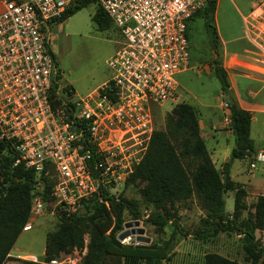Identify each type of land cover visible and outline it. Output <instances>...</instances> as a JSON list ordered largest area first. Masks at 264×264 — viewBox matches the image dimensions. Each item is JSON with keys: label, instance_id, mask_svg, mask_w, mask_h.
Returning <instances> with one entry per match:
<instances>
[{"label": "built area", "instance_id": "1", "mask_svg": "<svg viewBox=\"0 0 264 264\" xmlns=\"http://www.w3.org/2000/svg\"><path fill=\"white\" fill-rule=\"evenodd\" d=\"M75 1L0 0L2 153L37 175L50 166L54 180L45 199L40 180L34 183L21 231L49 199L56 219L70 217L103 190L124 185L155 129L149 104L174 101L175 75L188 67L186 24L216 0H98L121 43L106 61L110 77L82 97L59 86L49 49L50 27ZM253 158L251 168L264 152ZM44 264L74 262L58 254Z\"/></svg>", "mask_w": 264, "mask_h": 264}, {"label": "rangeland", "instance_id": "2", "mask_svg": "<svg viewBox=\"0 0 264 264\" xmlns=\"http://www.w3.org/2000/svg\"><path fill=\"white\" fill-rule=\"evenodd\" d=\"M98 6V1L89 3L60 24L50 27L49 49L57 81L60 87H70L73 97L85 96L110 77L111 71L106 61L121 43V37L113 26L100 30L91 21L90 16ZM191 20L187 29L189 62L185 70L175 75L176 98L160 104L150 103L149 112L153 127L163 129L164 116L171 112L175 104L183 102L194 109L197 124L199 119L205 125L213 123V126L209 125L213 131L227 128L229 110L224 105V96L212 72L213 60L223 68L230 98L238 107L250 112V136L254 143L251 155L234 159L229 166L232 173L229 178L240 184L244 192L241 199L245 208L238 211L235 219L238 224L246 219L248 212H253L255 197L264 194V162H255L254 167H249V163L254 161V154L264 151V0H216V53L208 46L200 16L195 14ZM201 129L205 147L215 167L220 170L224 160L217 154V158H214V149L217 152L228 149L229 153L233 135L229 132L219 136L215 145L214 139L206 135V129L203 126ZM142 184L140 181L124 183L122 187L110 189V194L135 202L139 218L131 219L125 209L122 214L124 222L138 220L143 236L148 237L149 242L162 244L169 238L173 228L168 222L161 230H156L145 221L150 207L139 196L138 190ZM233 194V191H227L224 195V210L227 214L232 211ZM52 212L54 209L49 199L44 213L33 220L31 229L18 234L15 244L24 248L23 252H19L20 255L30 252L41 258L38 251L43 245L44 234L53 230L58 222ZM170 212L177 219L178 230L174 232V245L161 264H200L206 252L218 253L239 264H248L244 260L241 233L227 230L213 235L205 234L207 229L201 223L205 210L200 208L193 196L176 203ZM254 235L263 241L264 228L255 230ZM86 241L87 237L84 236L81 250L65 249L59 254L76 264L85 251ZM120 242L136 243L131 235Z\"/></svg>", "mask_w": 264, "mask_h": 264}, {"label": "trees", "instance_id": "3", "mask_svg": "<svg viewBox=\"0 0 264 264\" xmlns=\"http://www.w3.org/2000/svg\"><path fill=\"white\" fill-rule=\"evenodd\" d=\"M95 1L98 0H76L57 22ZM214 10L215 1H211L195 11L186 24V38L188 40V23L198 14L203 21L208 46L216 53ZM90 19L100 30L112 26L100 6L93 10ZM212 72L229 110L228 128L233 135V145L221 169L215 168L209 157L199 134L194 109L180 102L164 116V128L152 130L143 154L125 180V184L143 183L138 193L142 202L150 207L145 221L156 230H161L169 222L173 228L169 238L158 245L118 241L116 234L124 223L123 211L126 209L131 219H138L139 210L135 202L113 197L103 190L98 197L89 199L83 213L59 217L57 226L45 233L43 264L65 249L81 250L84 236L87 237L85 251L76 264H161L168 257L174 245V232L178 230L177 219L170 209L192 196L205 210L201 223L207 229L206 235L227 230L241 233L244 260L248 264H264V240L254 235L255 230L264 228V194L255 197L253 212H248L246 219L236 224L238 211L245 208L241 199L244 192L240 184L229 178L231 161L254 152L249 133L250 112L238 107L230 98L225 71L215 60ZM3 149L0 143V264L27 220L34 183L40 180L42 186L38 193L45 199L54 182L50 166L48 173L42 171L37 175L24 169L21 163L12 165L14 155L2 153ZM227 191L234 193L230 214L224 210ZM200 264L239 263L218 253L206 252Z\"/></svg>", "mask_w": 264, "mask_h": 264}, {"label": "crops", "instance_id": "4", "mask_svg": "<svg viewBox=\"0 0 264 264\" xmlns=\"http://www.w3.org/2000/svg\"><path fill=\"white\" fill-rule=\"evenodd\" d=\"M216 2V1H215ZM63 21V20H62ZM60 22L61 21H59V22H55L54 24L56 25V24H60ZM59 26V25H58ZM188 61H189V59H188ZM176 80V79H175ZM176 84H177V82H176ZM229 87V86H228ZM240 108H242V107H240ZM242 109H245V110H248V109H246V108H242ZM249 111V110H248ZM206 129V135L207 136H209L211 139H214V141H215V145L217 144V139H218V137L219 136H223V135H227L229 132L231 133V131L229 130V128L227 127V128H222V129H218V130H215V131H213V130H211V128H210V126L209 125H214L213 123L212 124H207V125H205L201 120H199L198 119V129H199V134L201 135V128H202V126ZM209 128V129H208ZM249 133H250V129H249ZM201 137H202V135H201ZM251 137V136H250ZM252 138V137H251ZM202 140H203V137H202ZM253 140V139H252ZM204 142V141H203ZM254 144V143H253ZM205 145V144H204ZM215 148V147H214ZM228 149H226V150H224L223 152H217V150H215L214 149V158H217V157H215L216 156V154L218 155V156H221L222 158H223V160L225 161L227 158H228V151H227ZM230 150V149H229ZM264 152V151H263ZM208 154H209V157H210V159H211V161H212V163H213V165H214V161H213V159H212V156L210 155V153L208 152ZM230 165H231V163H230ZM214 167H215V165H214ZM216 168V167H215ZM229 176L231 177L232 176V173L230 172V170H229ZM28 231V230H27ZM21 232V231H20ZM25 232V231H24ZM45 235V234H44ZM43 247H44V239H43V245H42V247L39 249V255L41 256V258L40 259H38L36 256L37 255H35L36 253H30V252H28V253H25L24 255H20L19 254V252H23L24 251V248L23 247H18V246H16V244H15V241H14V243H13V245H12V247L10 248V250L8 251V253H7V257L4 259V261L2 262V264H43ZM17 255H20V256H25V255H30V256H32L34 259L32 260V261H28V260H23V259H21V258H18L17 257Z\"/></svg>", "mask_w": 264, "mask_h": 264}, {"label": "water", "instance_id": "5", "mask_svg": "<svg viewBox=\"0 0 264 264\" xmlns=\"http://www.w3.org/2000/svg\"><path fill=\"white\" fill-rule=\"evenodd\" d=\"M138 220L126 221L122 224L123 229L116 234V239L120 241L124 237L131 235L134 237L136 243L148 244L149 238L143 236V229L138 227Z\"/></svg>", "mask_w": 264, "mask_h": 264}]
</instances>
